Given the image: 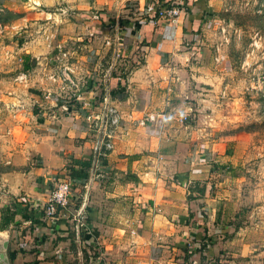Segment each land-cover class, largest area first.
<instances>
[{"label": "crops", "instance_id": "crops-1", "mask_svg": "<svg viewBox=\"0 0 264 264\" xmlns=\"http://www.w3.org/2000/svg\"><path fill=\"white\" fill-rule=\"evenodd\" d=\"M212 3L213 0H188L190 14L181 13L169 23L156 20L121 26L54 27L49 69L57 59L56 48L67 41L76 45L77 49L67 53L71 76L80 81L76 93L85 103H94L96 110L102 106L101 96H106L107 105L116 109L122 122L110 139L111 150L95 162L97 133L89 131L83 120L87 111L80 103L71 114L47 102L46 112L29 122L0 119V210L9 204L20 207L21 216L14 223H27L28 232H34V239L40 241L38 246L18 244L22 251L34 254L38 250L43 255V250L48 249L46 240L37 238L39 234L33 231L39 220H35V214L45 202L50 185L56 178L66 177L65 163L80 159L91 160L87 179L73 183V192L85 187L83 192L89 199L79 237L86 251L94 252L86 264H191L196 263L195 259L196 264H246L241 254L238 259L232 254L229 260L213 258L220 249L214 241L223 232L216 226L223 216L220 205L224 203L218 192L212 191L216 195L211 196L209 191L211 186L221 189L223 185L204 183L210 179L211 171H201L199 167L209 160L217 169L227 161L219 151L211 154L214 146L200 145L198 104L191 103L196 102L194 89L202 83L199 81H205L207 76L202 73L208 66L195 52L198 41L195 34L190 38V32L197 34L198 29H205L208 20L203 15L213 11ZM35 26L29 24L30 29ZM188 41L194 43L187 49ZM109 49L110 63L104 66ZM134 50L140 52L139 61L132 55ZM115 52L119 54L117 58ZM199 59L202 63H198ZM130 61L135 65L131 67ZM149 114L157 117L154 123L139 126L138 120ZM182 117H186L184 123L180 122ZM181 172L177 181L167 180L171 174ZM191 181L196 185L202 182V195L187 198L186 185ZM64 223L60 217L49 225L47 230L53 239L62 241L66 237ZM232 243L223 245V249L231 251ZM236 243L242 246L241 240ZM59 244H50L54 258H59ZM201 245L205 249L195 253Z\"/></svg>", "mask_w": 264, "mask_h": 264}, {"label": "rangeland", "instance_id": "rangeland-1", "mask_svg": "<svg viewBox=\"0 0 264 264\" xmlns=\"http://www.w3.org/2000/svg\"><path fill=\"white\" fill-rule=\"evenodd\" d=\"M164 1L0 0V119L20 118L29 122L31 118L40 116V112H46L49 100L42 97L47 92L55 94L57 87L49 81L48 76L63 67L69 68L67 53L77 49L76 45L68 41L61 45L59 51H56L58 55L53 61V70L49 69L48 58L53 48L50 43L51 34L56 25L121 26L147 23V14ZM174 2L180 5L181 1ZM212 4L210 17L203 15L208 20L205 29L202 32L198 29L197 34L190 32V38L194 34L197 37L195 52H198L200 59L203 57L208 66L206 72L202 73L205 75L203 77L207 76L205 81H199L202 83L194 89L197 93L196 102L191 103L194 106L198 104L197 129L200 145L214 146L215 150L211 151V154L217 155L219 151V156L227 159L225 163L217 165V169L209 160L199 166L201 171H211L210 179L204 183L215 182L223 185L221 189H213L211 186L209 191L211 196L216 195L211 193L212 191L218 192V196L223 200L221 202L224 203L220 205L223 216L219 217L216 227L221 231L223 225L228 226L229 230L231 227H237L235 233L226 231L216 235L214 242L220 244V249L213 258L229 260L228 257L232 254L233 258L238 259L237 255L241 254L240 258L246 264H264V0H213ZM30 5H33L32 10ZM172 8L178 7L166 9ZM29 24L36 26L30 29ZM112 35L109 37L112 38ZM58 38L62 37L59 35ZM193 43L188 41L186 48ZM110 44L108 47L112 48L113 45ZM132 55L137 61L141 58L138 50H134ZM104 58L103 65L107 66L106 63H110L111 49L106 52ZM200 59L198 63H202ZM129 65L132 67L135 63L130 61ZM77 82L80 81L76 79L74 83ZM57 91L59 97H64L63 91ZM68 95L72 93H66V96ZM69 165L70 163L66 162L65 168ZM181 174L182 172L171 174L167 180L177 181ZM66 179L67 173L66 177L56 178L49 191L58 181ZM102 180L106 181V178ZM201 184L202 182H198L196 185L193 181L188 183L187 198L202 195ZM73 190L72 185L64 213H57L55 219L48 222V225L52 226L60 217L65 222L67 235L62 241L53 239L47 230L51 226H48L41 216L36 221L37 226H34L33 231L39 234L37 238H44L49 244L46 246L48 249L43 250V255H39L38 250L31 249L30 251L35 250L33 254L24 252L19 247L18 244L38 246L40 242L34 239V232H28L27 223L18 221L4 231L9 235L8 255L11 264L88 263L94 252L90 249L86 251L85 245L79 240L81 229L78 225L84 220L89 199L84 195L85 187L77 189L78 193ZM83 204L82 220L77 221L75 211ZM50 240L55 242V245L60 242L62 249H58L59 258L50 255ZM240 240L242 246L236 243ZM229 242H233L229 245L231 251L224 250L223 245L226 246ZM167 246L173 247L169 244ZM238 249L240 252L236 251ZM61 255H65L63 260H60ZM195 261L197 263L196 259Z\"/></svg>", "mask_w": 264, "mask_h": 264}, {"label": "built area", "instance_id": "built-area-1", "mask_svg": "<svg viewBox=\"0 0 264 264\" xmlns=\"http://www.w3.org/2000/svg\"><path fill=\"white\" fill-rule=\"evenodd\" d=\"M183 13V10L178 8L172 9H163L158 12V20L160 22H174L179 15ZM106 45H109L108 42H105ZM58 51L60 49L56 48ZM64 56V55H63ZM119 54L115 52V58ZM217 61V59H215ZM72 71L68 67H63L50 73L48 76L51 83H55V94L52 92H47L42 98L44 100H49L54 107L59 108L62 113L71 114L76 111V104L80 103L83 109H86L87 113L83 117L84 122L88 126L89 131L94 130L96 136L98 137L94 142L93 153L94 161L97 162L101 157H103L106 151L111 150L110 139L113 137V133L116 129L121 127V119L118 115L116 109L107 105V97L101 96L99 109H95V105L92 102H84L80 99L79 93H76L77 84L74 83L72 78ZM63 91L64 97H59L58 91ZM66 93H72V95L66 96ZM109 93V92H108ZM107 93V95H108ZM154 115H146L138 120L137 124L141 127L151 125L154 123ZM186 117L180 118V122L184 123ZM77 180L66 179L58 181L52 189L49 191L45 202L39 207V211L42 212L41 219L46 222L48 225L49 221L55 219L56 214L61 210H66L69 203V196L71 192V187L73 183H76ZM84 204L81 208L75 211V217L77 221L82 220V215L84 214ZM41 221V220H40ZM49 226V225H48ZM82 227L81 223L78 225ZM97 264L100 262L97 261ZM105 264H114V263H105ZM191 264H196L192 262Z\"/></svg>", "mask_w": 264, "mask_h": 264}, {"label": "trees", "instance_id": "trees-1", "mask_svg": "<svg viewBox=\"0 0 264 264\" xmlns=\"http://www.w3.org/2000/svg\"><path fill=\"white\" fill-rule=\"evenodd\" d=\"M180 5L176 4L174 0H165L164 2H161L159 7H153L151 11L146 16V22H153L158 19V12L160 10L171 8V7H178L182 9L185 13L190 14V10L187 7V1L188 0H180ZM203 1V0H200ZM199 4V2H198ZM197 5V4H196ZM205 10V9H204ZM210 16H206L208 18ZM203 19V18H201ZM147 24V23H144ZM145 44V43H144ZM70 165L66 166V171L69 179L72 180H85L88 177V171L91 167V160H80V159H73L69 161ZM204 187L200 188V193H203ZM21 209L16 204H9L7 206H4L0 210V232L6 231L7 228L12 225L15 221V219L19 216H21ZM36 219H38L42 212L38 211L35 214ZM43 224V223H42ZM45 225V223L43 224ZM222 231L225 233L226 231L229 233H235L237 231V227H231V230H229L228 226H222ZM205 246L201 245L198 250H195V253L202 251Z\"/></svg>", "mask_w": 264, "mask_h": 264}, {"label": "water", "instance_id": "water-1", "mask_svg": "<svg viewBox=\"0 0 264 264\" xmlns=\"http://www.w3.org/2000/svg\"><path fill=\"white\" fill-rule=\"evenodd\" d=\"M9 235L7 232L0 233V264H11L8 255Z\"/></svg>", "mask_w": 264, "mask_h": 264}]
</instances>
